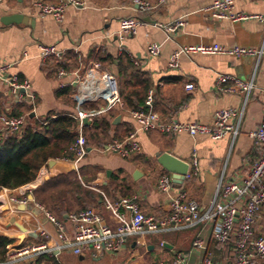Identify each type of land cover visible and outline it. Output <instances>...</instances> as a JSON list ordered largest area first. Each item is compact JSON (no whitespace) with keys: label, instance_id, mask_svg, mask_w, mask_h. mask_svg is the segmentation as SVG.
<instances>
[{"label":"crops","instance_id":"0c3cea01","mask_svg":"<svg viewBox=\"0 0 264 264\" xmlns=\"http://www.w3.org/2000/svg\"><path fill=\"white\" fill-rule=\"evenodd\" d=\"M35 1L4 0L0 3V62L11 64L10 74L29 82L32 95L31 101L18 104L7 86L0 82V116H26L29 125L48 116L52 119L58 115L69 116L77 120L81 111L88 116L90 124L82 128L78 125L77 134L81 132L86 136L93 118L105 117L112 126L108 144L135 133L141 151L121 158L105 152L107 144L101 149L87 147L86 155L77 161L65 157L49 159L33 182L13 191H0V197H4L0 200V212L6 210L9 218L17 209L25 218V223L21 222L26 229L23 242L31 246L45 244L46 250L41 254L58 264H159L173 261L177 254L186 257V264H200L205 251L211 253L214 263L230 264L232 244L215 243L212 238L214 221L206 220L187 229L131 237L117 255H75L71 247L62 245L55 228L35 206L40 205L34 202L32 191L58 175L75 173L86 180L85 189L97 195L96 204L88 209L98 213L108 226L116 227L120 218L106 208L107 204L115 205L124 198L134 199L143 215L160 221L169 214L173 197L181 195L184 203H200L217 178L223 176L226 180L240 181L260 156V148L249 134L264 119V55L236 58L182 54L174 68L169 67V60L175 50L188 46L264 50V0H234L236 13L255 17L235 23L211 17L207 8L213 0H165L161 4L157 0H147L152 6L147 12L139 11L131 4L132 0H84L83 8L68 7L60 23L51 16H40L33 7ZM125 18L139 22L132 36L119 35V22ZM152 43L159 46V54L154 57L146 52ZM41 45L54 46L59 57L48 62L40 60ZM120 59L128 60L135 71L119 67ZM92 64H98L101 73L113 78L117 101L107 103L102 99L81 106L76 104L73 98L76 88L70 84V74L82 75ZM58 70L65 71L67 76L59 78ZM219 74L250 82L253 88L247 93L219 92L214 86ZM186 85L194 87L192 93L185 90ZM231 86V81L224 84L225 89ZM68 87L71 90L62 94ZM121 88L126 94H138V99L143 98L145 109L159 118L179 123L212 126L219 110H237L241 112L240 119L231 123L238 132L212 140L206 135L192 137L156 130L137 131L129 115L133 110L127 108L120 97ZM149 92L152 94L151 109L144 104ZM162 154L187 164L188 173L195 159L198 173L185 176L180 185L174 184L173 175L158 163ZM160 175L171 178V192L157 190L156 181ZM10 195L16 199H10ZM17 199L26 202L18 204ZM118 213L123 219L130 216L123 208H119ZM200 213H204L202 208ZM69 216H64L63 222L54 217L71 240L74 228ZM6 219L0 218V230L3 228L6 232H0V236L4 237L13 227ZM16 224L13 225L18 228ZM255 229L264 231V205ZM42 232L45 235H41ZM17 233L20 234V230ZM169 237L173 238L172 242ZM195 239L202 240L200 249L194 247ZM155 255L159 256V261H155ZM35 257L31 256L25 264Z\"/></svg>","mask_w":264,"mask_h":264},{"label":"built area","instance_id":"2783aa9c","mask_svg":"<svg viewBox=\"0 0 264 264\" xmlns=\"http://www.w3.org/2000/svg\"><path fill=\"white\" fill-rule=\"evenodd\" d=\"M4 0H0V3ZM165 0H157L158 4ZM234 0H213L207 11L213 19L228 20L231 23L245 21L255 18L242 13H236L233 8ZM131 4L141 12L152 9L147 0H132ZM84 0H37L33 3L40 16H51L60 23L64 19L65 10L68 7L83 8ZM260 18V17H259ZM180 25V24H179ZM139 22L134 18H125L119 22V35L132 36L135 34ZM170 30V28L168 29ZM173 30V29H171ZM149 56L154 57L159 54L157 44H149L146 48ZM227 55L236 58L262 56L264 50H252L246 48H225L219 45H198L181 47L175 50L169 60V67L177 65L181 55ZM59 57L54 46H39V58L44 62ZM98 64H92L86 71L79 75L78 72L71 73L70 82L76 88L74 101L78 106L85 103L104 99L107 103L117 101L116 83L107 74L100 72ZM11 64L0 62V82L9 89L15 102L20 104L27 100H32L30 94V84L26 80H21L17 76L10 74ZM59 78H65L67 73L63 70L57 71ZM226 81H231L232 86L225 89ZM215 89L219 92L238 91L247 93L253 88L250 82H243L236 78L217 75ZM185 90L192 93L194 87L186 85ZM145 106L151 109L152 94L146 96ZM130 118L137 125V131L156 130L166 134H187L189 136L206 135L212 140H218L228 134L236 135L238 128L231 122L239 120L241 112L234 109H223L215 113L212 126H205L198 123H179L173 119L165 120L150 110H133L129 113ZM88 116L84 112H79L77 121H81ZM26 116H0V138L4 134L14 135L22 132L28 125ZM83 125L80 124L79 128ZM250 138L260 148V156L252 163L247 173L240 181L226 180L223 176L217 178L210 186V190L204 195L202 202L184 203L183 196L178 195L170 200L169 214L166 218L156 221L152 217L143 215L134 199L124 198L115 205L107 204L106 208L120 218V223L116 227L108 226L92 209H85L77 214L69 216L73 224V235L68 240L64 233V228L50 213L41 210L49 224H51L58 235L59 240L65 247H71L75 255L88 253L93 257L102 255H117L124 250L127 240L131 237H142L154 233H166L194 227L202 220L214 221L212 238L215 243L221 246L232 244L230 264H264V231L257 232L255 226L261 207L264 205V119L259 126L249 134ZM85 136L79 132L70 147L71 160L82 159L87 151ZM104 151L115 154L121 158H127L132 154L141 151V146L136 139L135 133L128 134L122 141H113L108 144ZM198 173L196 160L193 159L191 172L186 177L195 176ZM156 188L161 193L172 191V180L167 175H160L156 181ZM18 204H25V200H15ZM123 208L129 213V217L123 219L118 213V209ZM200 208L204 213H200ZM41 235H45L43 232ZM202 240L195 239L194 247L201 248ZM19 249V248H18ZM46 250L45 244L17 250L11 249L6 254V262L3 264H15L19 261L29 259L43 253ZM12 253V257L9 256ZM159 264H186V257L177 254L173 261ZM200 264H216L210 252L205 251Z\"/></svg>","mask_w":264,"mask_h":264},{"label":"trees","instance_id":"16d2710c","mask_svg":"<svg viewBox=\"0 0 264 264\" xmlns=\"http://www.w3.org/2000/svg\"><path fill=\"white\" fill-rule=\"evenodd\" d=\"M119 67L134 72L135 68L128 60L120 59ZM71 88L62 92L66 94ZM120 97L127 108L146 110L143 98L126 94L121 88ZM77 120L69 116H50L40 122L26 126L19 134H4L0 138V191L16 190L33 182L39 169L49 159L71 158L69 152L77 133ZM112 126L105 117L95 116L91 127L86 131L87 147L104 148L110 141ZM41 180L38 178L37 182ZM36 184V183H35ZM86 180L75 173L58 175L32 191L34 202L65 221L64 216L74 215L96 204L97 195L85 189ZM4 197L1 196L0 200ZM5 213L0 214V218ZM26 243H22L21 246ZM16 241L0 236V264L6 262V254L15 248ZM58 264L47 255H36L27 264Z\"/></svg>","mask_w":264,"mask_h":264},{"label":"water","instance_id":"95a60500","mask_svg":"<svg viewBox=\"0 0 264 264\" xmlns=\"http://www.w3.org/2000/svg\"><path fill=\"white\" fill-rule=\"evenodd\" d=\"M77 124L88 126L90 124V121L87 118H84L81 121H78ZM158 163L164 170L173 175L172 177L174 184L180 185L185 180V176L187 175L188 171V165L181 160L169 154H162L158 158ZM29 199L32 200V197L30 196ZM16 225L18 226L21 233L18 236H6V238L22 242L25 238L26 229L19 224Z\"/></svg>","mask_w":264,"mask_h":264},{"label":"rangeland","instance_id":"374dc122","mask_svg":"<svg viewBox=\"0 0 264 264\" xmlns=\"http://www.w3.org/2000/svg\"><path fill=\"white\" fill-rule=\"evenodd\" d=\"M86 137V136H85ZM4 193V192H3ZM10 199H16V197L15 196H13V195H10ZM18 200V199H17ZM0 207H1V203H0ZM1 213H6V215L4 216H2L1 218H7L6 220L9 222V223H11V225L13 226L11 229H12V231H10V232H8L7 233V235L8 236H18L19 235V233H17V231H19L18 229L19 228H17V227H15V225H13L14 223L16 224H19V225H21V222L22 223H25V218L24 217H21V214H18V213H20L17 209H14V212H13V216H9V218H8V213H7V211L6 210H3L2 212H0V214ZM0 232L1 233H6L5 232V230L2 228L1 230H0ZM168 240L169 241H173V238H168ZM16 242H18V243H16V247L14 248V249H16V251L17 250H20V249H24V248H27V247H32L31 246V244H25V245H23V247H19V246H21L22 245V242H20V241H18V240H16ZM19 248V249H18ZM182 249V248H180V247H177L176 246V249ZM9 256H13L12 255V253L11 252H9ZM154 257V259H155V261H159L160 260V258H159V256H157V255H155V256H153ZM74 259V258H73ZM74 260H76V261H78V258L77 257H75V259ZM26 262H29V260L28 259H26V260H22V261H19V262H17V263H15V264H19V263H23V264H25Z\"/></svg>","mask_w":264,"mask_h":264}]
</instances>
